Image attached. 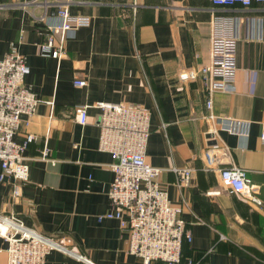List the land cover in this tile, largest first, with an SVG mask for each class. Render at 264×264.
I'll list each match as a JSON object with an SVG mask.
<instances>
[{
  "label": "crops",
  "instance_id": "0c3cea01",
  "mask_svg": "<svg viewBox=\"0 0 264 264\" xmlns=\"http://www.w3.org/2000/svg\"><path fill=\"white\" fill-rule=\"evenodd\" d=\"M29 1L0 0V58L18 49L30 68L26 84L40 100L15 137H36L25 152L29 182L15 199L12 181H0V213L16 214L67 250H53L46 264H144L129 253V233L116 219L99 220L113 209L114 173L110 154L98 148L94 107L142 105L151 116L146 159L162 169L160 185L183 208L193 238L180 264H264V4L225 10L211 0H73L69 11L91 17V25L54 34L56 0L25 7ZM215 13L263 20L261 40L242 25L235 89L213 100L212 113L249 123L248 136L212 132L198 71L210 56ZM51 37L64 49L60 58L41 52ZM183 71L193 76L183 80ZM79 79L87 84L75 86ZM81 106H89L85 125L77 118ZM42 149L52 161L41 159ZM230 166L247 171L260 205L226 191L220 169ZM184 168L192 177L181 187L175 169ZM7 246L0 236V264H8Z\"/></svg>",
  "mask_w": 264,
  "mask_h": 264
},
{
  "label": "built area",
  "instance_id": "2783aa9c",
  "mask_svg": "<svg viewBox=\"0 0 264 264\" xmlns=\"http://www.w3.org/2000/svg\"><path fill=\"white\" fill-rule=\"evenodd\" d=\"M73 0L54 1L57 5L51 17L57 23L51 29L54 34L88 27L92 19L85 15H73L68 4ZM216 9H249L264 0H211ZM49 0H32L28 5H48ZM51 4V3H50ZM59 4V5H58ZM249 25V38L263 39L262 18L232 13H215L210 21V56L199 68V77L206 93L209 119L217 128H226L231 133L248 136L250 125L245 121L217 118L213 113L216 93H231L235 89L237 76V48L242 25ZM41 52L54 58L64 55V49L56 47L54 37L42 44ZM30 68L25 57L13 48L0 58V181H12V196L19 199L22 188L30 179V159L25 156L28 146L36 141L27 135L23 142L15 137L23 123V117L33 116L40 100L34 90L26 84ZM192 72L183 71L181 79H189ZM75 86L83 87L85 80H75ZM88 107L77 110L78 122L87 123ZM100 110L99 150L110 154L114 180L109 197L112 210L101 215L99 220L116 219L120 227L129 233L128 251L144 264H180L185 243H191L192 234L186 227L183 208L172 203L168 191L159 182L162 169L154 167L146 159V148L151 136L150 112L142 105L99 102ZM27 124V122H26ZM264 144V127L261 136ZM41 159L52 161L48 149L41 150ZM178 183L187 186L192 169H175ZM220 177L230 195H241L257 205L258 189L247 171L237 166L220 169ZM0 236L8 246V264H46L53 250L67 251L53 239L27 227L16 214L0 213ZM190 264H199L190 261Z\"/></svg>",
  "mask_w": 264,
  "mask_h": 264
},
{
  "label": "water",
  "instance_id": "95a60500",
  "mask_svg": "<svg viewBox=\"0 0 264 264\" xmlns=\"http://www.w3.org/2000/svg\"><path fill=\"white\" fill-rule=\"evenodd\" d=\"M208 138H212V135H209ZM212 144H216V141H212Z\"/></svg>",
  "mask_w": 264,
  "mask_h": 264
}]
</instances>
